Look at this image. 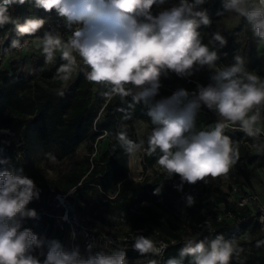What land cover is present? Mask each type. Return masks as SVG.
Instances as JSON below:
<instances>
[{
  "label": "clouds",
  "instance_id": "9594fccd",
  "mask_svg": "<svg viewBox=\"0 0 264 264\" xmlns=\"http://www.w3.org/2000/svg\"><path fill=\"white\" fill-rule=\"evenodd\" d=\"M30 4L44 12H55L63 21L64 33L46 30V19L26 17L22 22L10 9ZM207 0H0V27L12 24L18 37H35L46 63L56 54L66 63L57 68L56 79L67 81L79 61L86 66L84 75L90 83L104 85L103 95L131 97L147 109L153 128L147 138V155L159 150L158 165L168 179L179 177L174 187L183 191L185 184H208L209 178L226 176L239 159V148L225 129L245 133L254 140L264 133L259 126L264 110V79L246 69V60L235 54L229 64L217 66L220 49L227 45L221 30L210 32L209 43H203L200 29L211 28L213 21L203 7ZM155 9V10H154ZM234 16L250 28L258 42L264 43V0H222L219 17ZM27 40L13 39L10 47L22 49ZM226 55V53H225ZM211 73L209 83L199 82L193 90L180 87L169 96L161 95L162 78L174 74L189 80L201 69ZM63 95V91L59 93ZM202 109L217 116L210 130L197 131L196 117ZM10 130L0 129L9 134ZM107 134V133H106ZM121 149L129 157L143 149L128 138L127 131L116 133ZM257 147V145H253ZM259 147H264L260 145ZM2 152V150H0ZM162 186L153 195H160ZM40 189L25 174L23 167L12 166L0 154V264H127L123 247L109 248L95 242L67 249L58 240H47L23 227L26 218H37L35 209L27 206L39 199ZM186 206L195 204L186 195ZM207 223V222H206ZM75 234H73V239ZM264 244L259 241L258 245ZM47 248L46 253L43 251ZM99 248L97 251H93ZM131 248L141 256H159L163 248L137 231ZM40 249V255L34 254ZM240 249L222 234L214 239L186 237L178 255L164 264H230ZM147 264H159L151 259Z\"/></svg>",
  "mask_w": 264,
  "mask_h": 264
},
{
  "label": "trees",
  "instance_id": "16d2710c",
  "mask_svg": "<svg viewBox=\"0 0 264 264\" xmlns=\"http://www.w3.org/2000/svg\"><path fill=\"white\" fill-rule=\"evenodd\" d=\"M204 7L208 9L213 24L211 28L200 29L203 43L208 44L211 49L213 46L207 41L208 35L217 29L222 31L228 41L225 48L218 52L220 59L217 62L229 64L235 54L244 57L243 45L239 44L234 49L232 47L238 34L245 27V22L239 27L223 31L218 24L220 17L216 15V12L222 8V2L220 7L218 4H209ZM10 12L21 22L32 15L45 18L47 14L28 3L23 6L15 5ZM7 34H9V40L5 53L9 55L14 52L10 47L11 41L23 37H18L14 26L7 24L0 27V43ZM244 36L245 38L252 36L250 28L245 27ZM230 53L229 60L227 55ZM24 55L29 56V61L6 62L4 65L5 61L0 60V129L10 130L9 134L0 133V150H2L0 154L9 158L12 166L23 167L24 170L34 169L36 152L45 159L73 160L78 155V147L84 144L87 138L91 144H94L106 132V136L112 138V142L105 152L99 158H96L95 154L91 159L94 153V148L91 147L90 155L85 158L83 176L70 174L59 191L67 193L75 189L76 201L80 204L83 201L86 202L91 195L106 197V201L101 204L106 214L112 218H123L131 225L133 232L141 231L155 242L160 239L161 245H166V250L162 252L161 257L151 253L141 256L131 247H123L127 252V259L150 257L159 261V264H164L167 259L177 256L179 249L183 246L185 238L174 223L164 218L153 207L144 205L153 196L154 189L162 186L165 197L180 198L190 194L195 198V204L185 209L187 221L194 230L191 237L211 240L217 234H222L225 239L235 242L240 249L238 256H242L248 264H264V244L257 246L259 241H264V237L253 243L241 240L249 231L260 228L259 223L252 219L251 211L239 212L237 206L230 203L218 188L210 186L209 183L198 182L195 185L185 184L183 191H178L174 185L179 183V177L172 179L167 177L165 184L149 180L142 183L125 180L130 157L120 148L116 133L127 131L128 138L137 142L134 120L146 122L152 130L151 119L142 104H135L131 97L113 96L109 99L102 96L99 102L104 107L98 116L93 107L92 88L95 84L87 81L85 71L80 70L70 80L62 81L56 79V73L57 68L66 61L60 58L59 53L51 63H46L44 55L42 52L39 54V50L26 51ZM259 64L260 61L255 60L250 68L255 69ZM210 75L209 70L205 69L201 84L209 83ZM189 85L190 91L196 87L194 82H190ZM61 91L63 95L59 94ZM217 119L213 112L202 109L196 117V130H210ZM232 139L235 143H239L243 139V134L236 131ZM19 143L23 145L19 147ZM18 151L23 152L22 157H19ZM158 156L159 150L152 156L145 152L143 161L146 166H152L157 163ZM246 156L247 154L239 152V159L235 166L239 175L250 181L251 172L242 168ZM129 175L131 176L132 173L130 172ZM80 184L83 187H79ZM37 187L40 189L39 199H34L27 206L35 209L37 218H26L23 221V227L30 228L41 237L55 222V204H51L49 199L56 191L51 194L48 185L37 184ZM221 205L225 207L224 211H221ZM95 208L99 209L100 206L96 204ZM223 212L234 213L239 223L228 222L225 219L219 220ZM248 250L249 253H246ZM40 252L41 250L37 249L34 254L39 255ZM189 261L190 258L185 261V264H189ZM230 264L235 263L230 260Z\"/></svg>",
  "mask_w": 264,
  "mask_h": 264
},
{
  "label": "rangeland",
  "instance_id": "374dc122",
  "mask_svg": "<svg viewBox=\"0 0 264 264\" xmlns=\"http://www.w3.org/2000/svg\"><path fill=\"white\" fill-rule=\"evenodd\" d=\"M171 2H174V0H171ZM221 2L222 0H207L205 5L218 4L220 7ZM205 5H203V7ZM243 22V19H240L238 22L234 16H229L227 14L218 19V24L223 31L239 27ZM244 34L245 27H243L238 34L232 48L238 47L239 44L243 45L245 49L244 58L246 60V69L264 79V43L258 42L253 34L250 38H245ZM208 36L209 39L207 41L209 43L210 34ZM216 48L219 52L220 48L218 46H216ZM37 50H39L40 54L39 42H33L31 47L27 49L29 52H37ZM230 56L231 53L227 55L229 60ZM28 58L29 56L27 55L11 52L3 63L4 65L6 62L22 63L24 60L27 61ZM255 60H259L260 64L255 69H251L250 66L253 65ZM216 63L218 67L228 64L226 62ZM205 69L207 68L198 71L189 80L180 79L174 74H171L169 78H162L161 82L163 86L160 90L161 94L163 96H169L180 87L190 90V82L199 81L201 83ZM80 70L86 71V66H84L83 63L79 61V57H77V66L75 67L73 75L76 76ZM92 89L94 95L93 107L99 116L104 107V105L100 104L99 99L104 96L103 93L106 91V87L104 85L95 84ZM134 126L136 128L137 143L141 141L144 143L143 149L130 157L129 170L125 180L134 183H142L145 180H149L151 182L165 184L167 173L158 163L152 166H146L143 161V156L146 152L147 138L151 133L150 127L146 122L141 120H134ZM259 126L264 129V110H262L261 113ZM236 131L241 132L229 128L225 129V134L232 138V136L236 134ZM241 133L243 134V139L239 143H236V146L239 148V152H242L244 155L247 154L242 168L251 172V180L249 181L242 175H239L234 165L226 176H220L214 179L209 178V184L214 188H218L228 200L230 198L236 201L240 200L242 197L254 196L256 200V204L254 205L256 213L257 210H259V206H264V147H259L260 145H264V133L261 134L259 140H254L245 133ZM99 139L96 143L91 144L90 140L87 138L86 142L78 147V155L73 160L45 159L39 152H36L34 157L35 168L24 170L25 174L32 178L36 185H48L51 194L56 191L49 199L51 204H55V222L52 227L41 235V237L47 240H58L67 249H71L73 246L78 245L82 254H86V245L91 242H95L97 245L102 246L107 240H111L113 243L109 245V248H116L117 246L131 247L134 236L138 231L133 232L131 230V225L123 218H112L103 211L104 209L101 204L106 201V197L103 198L91 195L86 202L83 201L80 204L76 201L75 189L67 193L59 191L62 187V183L70 174H75L79 177L83 176L85 158L90 155L91 147L94 148V153L90 158H94L95 154L96 158H99L112 142V138L106 136V134ZM254 144L257 145V147H253ZM130 172L132 173L131 176L129 175ZM79 187H83V185L80 184ZM185 197L186 195L180 198L165 197L161 192L160 195H153L144 205L153 207L164 218L171 220L183 237L186 238L191 237L194 230L187 221ZM96 204L100 206L99 209L95 208ZM220 208L221 211L225 210L223 205H221ZM221 216L225 217L226 212H223ZM227 218H230V216H227ZM73 234H75L74 239ZM261 237H264V231L261 228H257L255 231H249L241 240L253 243ZM156 244L160 247L161 240L158 239ZM97 250H99V248H95L93 251ZM43 251L46 253L47 248L45 247ZM246 253H249V250ZM40 258L44 259V256L40 255ZM149 260H151L150 257H142L136 260L127 259V264H147Z\"/></svg>",
  "mask_w": 264,
  "mask_h": 264
},
{
  "label": "built area",
  "instance_id": "2783aa9c",
  "mask_svg": "<svg viewBox=\"0 0 264 264\" xmlns=\"http://www.w3.org/2000/svg\"><path fill=\"white\" fill-rule=\"evenodd\" d=\"M45 19H46L47 23L45 24L44 28H42L36 34V36L42 37L46 30H57L60 33H64L65 32L63 21L56 16L55 12L47 13L45 15ZM8 40H9V34H7V36H5L1 40V43H0V60H2V61L7 59V56H8L5 53ZM24 40H27L28 44L22 49H13V51L15 53L24 54L27 51V49L29 48V46L33 42H39L35 37H23L21 39V41L23 42ZM73 74H74V71L72 72L71 78H72ZM194 83H197V81H194ZM105 134H106V132H105ZM22 145H23L22 143L18 144L19 147H21ZM22 153H23L22 151H18L19 157H22V155H23ZM253 199L255 200L254 196L242 197V198H240V200H236V201L235 200H231L229 198V202L232 203V204H235L237 206V210L239 212L246 211V210L247 211H251L252 212L251 213L252 219L257 221L259 223L260 228L264 231V206H259V210H257V212L255 213L254 205L256 204V200L254 201ZM227 216L228 217L230 216V218H227ZM223 219L227 220L228 222H238L239 223V220H237L236 215L234 213H232V212H228V213H226L225 217L221 216L219 218V220H223ZM160 247L163 248V252L166 250V245L165 244L160 245ZM231 261L234 262L235 264H248L242 258V256H236L235 258H232Z\"/></svg>",
  "mask_w": 264,
  "mask_h": 264
}]
</instances>
